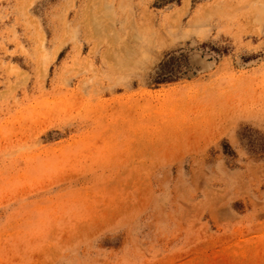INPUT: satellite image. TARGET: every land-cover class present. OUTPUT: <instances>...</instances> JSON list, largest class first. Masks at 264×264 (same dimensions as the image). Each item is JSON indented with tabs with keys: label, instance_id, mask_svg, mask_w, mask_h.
Segmentation results:
<instances>
[{
	"label": "rangeland",
	"instance_id": "rangeland-1",
	"mask_svg": "<svg viewBox=\"0 0 264 264\" xmlns=\"http://www.w3.org/2000/svg\"><path fill=\"white\" fill-rule=\"evenodd\" d=\"M0 264H264V0H0Z\"/></svg>",
	"mask_w": 264,
	"mask_h": 264
}]
</instances>
